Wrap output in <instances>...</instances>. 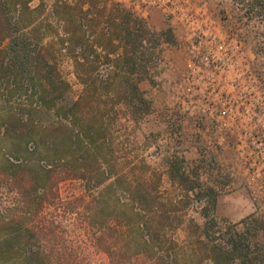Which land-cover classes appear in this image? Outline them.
<instances>
[{
  "label": "rangeland",
  "instance_id": "rangeland-1",
  "mask_svg": "<svg viewBox=\"0 0 264 264\" xmlns=\"http://www.w3.org/2000/svg\"><path fill=\"white\" fill-rule=\"evenodd\" d=\"M149 2L160 8L143 5L140 0H85L81 6L76 0H33L29 4L31 9L40 3L42 8L31 16L22 15L21 24L26 25L31 19L36 23L21 30L18 36L30 35L34 53L45 56L53 65L57 92L66 83L65 102L79 101L84 96L83 82L76 78V71L88 73L98 87L100 99L93 106L103 111L105 125L95 129L104 131L106 140L100 154L113 165L107 168L113 176L95 187L99 173L95 166L88 172L78 170V174L92 176V182L66 180L63 170L57 169L49 187L44 186V203L34 204L36 193L30 191L29 183L19 181L20 169L11 165L8 157L21 159V167L40 169L41 161L50 163L55 159L53 141L63 138V131L72 130L76 142L81 144L87 129L84 119L74 126L72 122L63 123L71 113L66 112L64 103L53 98L54 87L43 82L37 63L28 62L29 72L25 75L20 66L10 71L0 66V227L8 224L0 235L11 230L9 223L21 225L36 234V247L42 252L38 260L30 255L29 246L24 250L14 247L7 264H211L204 259L206 239L199 230L205 221L201 213L205 202H196L194 194L185 198L184 189L169 181L167 159L182 161V169L198 178L201 193L211 189L216 196L215 213L209 216L216 221L215 237L225 239L227 230L242 232L241 221L250 217L255 220L252 242L258 247L264 245V116L261 109L256 116L250 111L258 110V103H264V17L248 20L244 9L232 0ZM65 5L73 9L76 25L79 21L89 29L88 36L82 27L70 36L65 35L64 28L72 30L64 22L70 14L65 13ZM7 7L18 19L13 7ZM174 9H188L198 15L205 12L203 33L207 36L196 33L191 37L181 27L173 26L171 23L175 22L166 19L164 11ZM126 17L142 22L147 32L142 45L148 62L137 86L149 103V112L134 117L120 98L124 82L123 75L117 74L116 61L122 50H102L98 46L105 43V32L122 26ZM168 25L173 26L172 39L166 43L159 35ZM117 43L114 39L112 45ZM5 45L0 41V50ZM75 45L82 48L76 57L84 63L78 68L73 64ZM105 53L109 58L104 57ZM97 57L99 60L94 62ZM105 59L110 60L111 68L105 67ZM188 64L194 72L220 76L196 78L189 83ZM193 84L204 91L209 103L224 101L216 105L227 110L229 118L223 117L219 127H213L208 120L192 118L184 111L197 106L188 105L186 90L197 88ZM29 89L34 93L29 94ZM249 95H254L250 104ZM235 105L246 108L247 113H241V109L235 112ZM86 111V106H80L75 115L83 117ZM169 111L179 120L175 127H171ZM29 145L34 146L33 151L27 150ZM123 174L133 186L139 180L145 189L156 191L158 202L164 205L162 210H171L173 206L179 209L169 214L170 219H162L163 231L154 234L156 220H151L152 216L144 210L143 219L129 220L128 226L121 229L116 220L98 219L100 216L89 219L85 214L89 205H95L92 198L99 196L106 185L113 184L115 176ZM116 187L115 198L120 193L129 194L123 187ZM185 202L188 204L183 207ZM146 225H152L149 232ZM144 242L153 245L149 249L143 246ZM135 243H140L139 248L144 247L145 252L134 253Z\"/></svg>",
  "mask_w": 264,
  "mask_h": 264
},
{
  "label": "trees",
  "instance_id": "trees-1",
  "mask_svg": "<svg viewBox=\"0 0 264 264\" xmlns=\"http://www.w3.org/2000/svg\"><path fill=\"white\" fill-rule=\"evenodd\" d=\"M33 0H0V41L6 42V45L3 49L0 50V55L3 57L0 59V66H3V70H9L11 68L20 66L22 73L25 75L29 72L28 62L33 61L37 63L39 67L42 69L40 71V76L43 82H46L48 85L54 87L52 90L54 91L53 98L64 103V106L67 108V113H71V115L65 116L64 124L70 125L71 122L76 124L81 119L85 121V140L83 143L76 142V138L74 137V133L72 130L69 132L63 131V138L54 139L52 150H54V157L52 161H41L40 169H28L27 167H21L22 161L17 158L13 160L8 157V160L11 165L16 166L20 169V174H18L19 181L21 183H29L30 191L36 193L34 204L42 205L45 200V189L44 186L51 183V178H53V173L59 169L60 172L63 170L64 176L68 179L66 180H80L87 179L89 181H93V177H85L84 174L79 173L78 170H87V172L95 166L97 169V177L94 182L95 187H99L103 182L109 180L111 176H113L108 170L109 167L113 165L110 164V161L103 157L100 154V151L104 149V143L106 140L105 134L101 132L102 130L95 129V127L100 128L105 125L103 120V111L101 109L94 108L95 105L99 101V89L95 85V82L90 80L87 74H80L79 72H75L76 78L81 81L83 86L82 99L79 101H66V97L64 96L65 89L67 87L66 83H62L61 89L57 92L56 87L54 85L53 79V65L47 62L45 56L34 53L35 45L32 44V38L25 36H18L21 30H25L26 28H31L32 25H35L36 21L34 19L27 20L26 25L21 24L20 19L22 15L31 16L36 13L38 10L42 8L41 3L34 9L29 7V4ZM78 5L81 6L85 4V0H76ZM234 4L240 5L244 9V16L248 20H252L254 18L264 17V1L259 0H232ZM12 6L14 12L18 16V19L15 20L13 18L10 8L7 7ZM65 13H69L68 17L65 18L64 22L66 24H70L72 26V30L68 28H64L65 35L70 36L73 33V30L77 31L83 28L84 32L87 29L83 26L79 21L73 19V9L69 6L65 5ZM34 20V21H33ZM140 23L142 25H140ZM82 30V29H81ZM72 31V32H70ZM87 31V30H86ZM89 29L85 34L88 36ZM104 34L107 39L104 44L98 45L100 49L106 50L109 47L120 48L122 50L121 55L117 58L116 70L117 74H121L123 83V90L120 98L124 101V104L131 112V115L137 116L140 114H147L149 112V103L144 99V96L139 91L137 86V81L142 80V72L146 69V63L148 59H146L143 42L144 35H146L145 27L143 23L137 20H131L126 17L122 21V26H119L112 32H105ZM70 34V35H69ZM159 38H161L164 42L168 43L172 39V32L170 29H166L160 32ZM114 39L118 41V43L114 46ZM69 40V39H68ZM82 43V42H81ZM79 43V44H81ZM67 49V44L64 43ZM78 45V44H77ZM72 46L73 55V64L76 68L82 67L83 62L78 60L77 53L82 51V48H77L76 46ZM69 46V45H68ZM69 48V47H68ZM107 56V57H106ZM105 58H109V55L105 53ZM32 58V59H31ZM98 58V57H97ZM98 59H95L94 62H97ZM106 60V59H105ZM108 65L105 67H110V60H106ZM111 68V67H110ZM81 71V70H79ZM146 74V73H144ZM9 76H11L9 74ZM103 82L102 84H104ZM31 91L34 93L32 89H29V94ZM119 98V97H117ZM80 106H86L87 111L84 113L83 117H78L75 115V112ZM74 114V115H73ZM68 121H67V119ZM82 121V122H84ZM103 124V125H102ZM83 125V126H84ZM82 127V126H81ZM94 130H93V129ZM69 129L70 126H69ZM107 132V131H106ZM73 133V135H72ZM28 151H33L34 146L27 148ZM83 152H85L83 154ZM89 152H92L91 155ZM167 162V176L169 181L172 184L178 185L184 189L186 196L188 198L189 194H194L196 198V202L199 204L204 200L205 204L201 207L202 216L205 218V221L200 230V236L206 239V243L204 244V259L208 260L211 264H264V245L262 247H258V245L252 242L256 234L252 235L251 230L254 229L252 222L255 220L250 217L244 218L241 221L243 224L244 230L242 232H235L227 230L223 237H215L213 235V229L216 226V221L212 219L210 214L215 213L216 209V196L213 194L211 189L205 190V192L201 193V185L198 182V178L195 174L189 175L186 173L181 164L182 161L174 160H166ZM82 168V169H81ZM88 174V173H87ZM96 174V173H95ZM100 176V177H99ZM132 181L125 174L115 176L113 179V184L110 183L106 185L102 193L92 198V202H94V207L89 205L87 216L89 219L93 217H101L103 219H113L116 220L118 224L122 226H128L129 220L135 221L138 219H143L142 211L144 210L148 213V216H152L156 220V228L157 231H154V234H157L160 230L163 231L164 224L162 219H170L169 214L172 211L179 210L174 207L170 208L171 210L164 211L162 210L163 204L158 202L157 196L155 195L156 191H152L151 189H145L143 185L140 184L139 180H136V184L133 186ZM134 182V181H133ZM116 186L123 187L129 193L125 195L124 193H120L119 198L114 197V193L116 191ZM49 187V185H48ZM119 194V193H118ZM202 194V195H201ZM118 197V196H117ZM129 203L131 206H126ZM33 204V206H34ZM188 202L183 204V207ZM96 206V207H95ZM167 207V206H166ZM31 213H28L30 215ZM158 218V219H157ZM137 222V221H136ZM10 229H7V232L0 235L1 243H0V264H7L11 257V251L14 247H21L22 250L25 249L26 246L30 247V255L38 260H41V250L39 247H36L37 236L34 232L29 229H24L21 225H11ZM138 224V222H137ZM6 225H1L0 233L4 231L7 227ZM146 231L152 228V225H146ZM138 229V227H137ZM127 230V228H126ZM212 233V234H211ZM138 233L137 230V236ZM253 236V237H251ZM142 237V236H141ZM151 240V239H150ZM136 242V241H135ZM136 247V254L145 252L144 247L139 248L140 243L134 244ZM152 243H143V246L151 247ZM255 245H257L255 247ZM144 250V251H143ZM46 257H43L44 259Z\"/></svg>",
  "mask_w": 264,
  "mask_h": 264
},
{
  "label": "built area",
  "instance_id": "built-area-1",
  "mask_svg": "<svg viewBox=\"0 0 264 264\" xmlns=\"http://www.w3.org/2000/svg\"><path fill=\"white\" fill-rule=\"evenodd\" d=\"M141 4L143 5H148L149 7H157L160 8V6H156V4L154 2L150 3L149 0H140ZM177 12V13H176ZM181 12V13H180ZM164 16L166 17V19L169 17L170 19H173L171 21L175 22V24L171 23L173 26L175 27H181L184 30V34L185 35H190L191 37L195 36L196 33H201L203 36H207V34L203 33L206 31V23L203 19V17L205 16V12L202 11L201 14H196V13H192L190 12V10H178V9H174L173 11H164ZM170 22V21H169ZM173 26L168 25V29L172 30ZM211 36V34L209 35ZM203 60L206 61L207 58L203 57ZM188 68L190 69V74L189 76V83H192V81L196 78L199 79H204V80H208V79H212L213 76H215V73H197L193 71V67L188 64ZM220 73L218 75H216L215 77H219ZM249 77L247 75V79L249 80ZM249 82H251L249 80ZM194 85V84H193ZM191 86V85H190ZM197 86V88H191V89H187V98L189 100L188 105H192V104H197L196 107H188L186 108L184 111L187 112L188 116H191L192 118H198V119H203V120H208L209 124L212 125L213 127H219L218 124H220V120L225 117V118H229V113L227 110L221 109L220 107H218L216 104H220L224 101L218 99L217 102L218 103H209V99H207V97L204 95V91L202 89H200L198 87V85H194ZM197 92V93H195ZM214 92V91H212ZM254 95H249V99L248 102L250 104V100H252ZM194 98V99H193ZM256 101V100H255ZM212 102V101H211ZM259 104V108L257 109H251L250 111L252 112L253 116H256L257 113L259 112V109L262 110V115L264 116V103H258ZM210 106V107H209ZM234 111L237 112L238 110L236 109H241L238 105H235L234 107ZM240 112H245L246 108H243L240 110ZM168 118L170 119V124L171 127L175 125L177 126V124H179V120L177 119L175 113H173V111H169L168 112ZM218 129V128H217ZM254 139V143H255V138L252 137ZM251 139V140H253ZM29 147H31V145H29Z\"/></svg>",
  "mask_w": 264,
  "mask_h": 264
}]
</instances>
